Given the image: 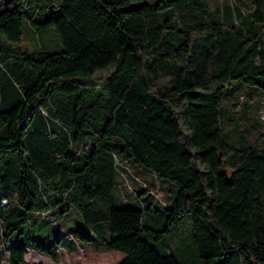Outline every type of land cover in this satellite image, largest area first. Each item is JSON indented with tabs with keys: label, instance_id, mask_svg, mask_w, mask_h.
<instances>
[{
	"label": "trees",
	"instance_id": "obj_1",
	"mask_svg": "<svg viewBox=\"0 0 264 264\" xmlns=\"http://www.w3.org/2000/svg\"><path fill=\"white\" fill-rule=\"evenodd\" d=\"M49 28L63 49L42 43ZM258 94L264 0H0L9 264H42L12 233L32 214L63 230L65 202L83 221L70 236L115 264H264V120L237 106ZM128 159L176 186L169 204H117ZM55 238L33 247L56 259Z\"/></svg>",
	"mask_w": 264,
	"mask_h": 264
},
{
	"label": "rangeland",
	"instance_id": "obj_2",
	"mask_svg": "<svg viewBox=\"0 0 264 264\" xmlns=\"http://www.w3.org/2000/svg\"><path fill=\"white\" fill-rule=\"evenodd\" d=\"M41 40L44 46L51 50L63 49L60 35L53 28H49L46 32H42ZM22 46L26 49H33L36 46L31 34L27 33L22 41ZM246 104L250 112H254L256 115L259 114L261 119L264 120V95L258 94V96L255 95L250 99H247V96L241 95L237 105L238 108L241 109L245 107ZM123 165H125V169L119 176L122 189L121 192L117 191V204L122 203L119 206H126L128 204L137 205L136 199L139 197L140 201L138 202L141 205L151 200L161 205L169 204L171 188H175L176 186L162 183L152 172L146 171L145 168L138 167L131 159H128V162H125ZM133 175L139 178H133ZM142 186L146 187V189L137 192L141 190ZM145 197H147L146 200H144ZM58 214V221L59 224L63 226V230L50 228L48 231H43L42 229L46 226H42L41 220L35 218V215L32 214V219L28 223L20 225L13 231L12 240L18 238L22 243L28 245L25 255L28 262L46 263L48 262L47 259L50 257L52 259L55 258V254L50 255L41 252L33 246L35 244L34 241L55 245L54 241L57 235L61 237V252H64L58 262L55 261L56 263L54 262L53 264H115L117 262L118 257L113 252H106L103 250L93 251L104 247L103 242L95 236H93L91 240L75 239V237L70 236L68 232L75 230L83 223L80 210L77 207L65 202L60 205ZM9 248L10 245H0V249L4 252V259L1 264H9ZM71 250L73 251L72 254H70Z\"/></svg>",
	"mask_w": 264,
	"mask_h": 264
},
{
	"label": "crops",
	"instance_id": "obj_3",
	"mask_svg": "<svg viewBox=\"0 0 264 264\" xmlns=\"http://www.w3.org/2000/svg\"><path fill=\"white\" fill-rule=\"evenodd\" d=\"M63 252H64V251H63ZM63 252H61V254H60L59 256H57L56 259L53 258L54 260L49 256L51 259H50V258L47 259L48 262H46V263H42V264H53L55 261L58 262V260L62 257L61 255L63 254ZM72 253H73V251L71 250L70 254H72ZM63 256H64V255H63ZM56 262H55V263H56ZM39 263H41V262H39Z\"/></svg>",
	"mask_w": 264,
	"mask_h": 264
},
{
	"label": "built area",
	"instance_id": "obj_4",
	"mask_svg": "<svg viewBox=\"0 0 264 264\" xmlns=\"http://www.w3.org/2000/svg\"><path fill=\"white\" fill-rule=\"evenodd\" d=\"M133 176H134V178H139V177H137V176H135V175H133ZM7 202H8L7 198L0 199V204H1V205H6Z\"/></svg>",
	"mask_w": 264,
	"mask_h": 264
}]
</instances>
